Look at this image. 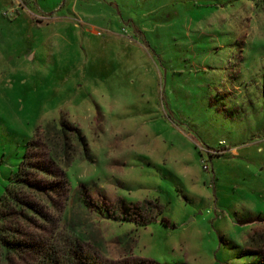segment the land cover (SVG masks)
<instances>
[{
  "label": "rangeland",
  "instance_id": "rangeland-1",
  "mask_svg": "<svg viewBox=\"0 0 264 264\" xmlns=\"http://www.w3.org/2000/svg\"><path fill=\"white\" fill-rule=\"evenodd\" d=\"M26 150V244L264 264V0H0V195Z\"/></svg>",
  "mask_w": 264,
  "mask_h": 264
},
{
  "label": "trees",
  "instance_id": "trees-1",
  "mask_svg": "<svg viewBox=\"0 0 264 264\" xmlns=\"http://www.w3.org/2000/svg\"><path fill=\"white\" fill-rule=\"evenodd\" d=\"M66 126L62 123L58 132L60 139L64 140L63 149L67 150L68 132ZM78 134V135H77ZM75 137H79L82 143V137L79 132ZM32 140L27 145H31ZM27 150L21 160L18 168L13 171L9 182L5 185L0 195V261L9 260V256L13 253L31 250L33 252V260L27 264H102L97 255H89L79 243L78 239L71 238L70 244L67 246L58 244L52 237L46 239L42 244L37 245L35 242L26 244L18 237L20 232L18 226L12 224L13 216L26 218L31 220L32 217L39 221L46 219L39 208L34 203L26 201L22 198L20 190L43 192L46 187L37 183L30 182L28 176L29 170L34 169L33 165L27 162ZM68 151V150H67ZM37 169V168H36ZM43 219V220H42ZM19 251V252H17ZM112 264V263H110ZM128 264V263H116ZM134 264H158L154 261L142 260ZM252 264V263H251Z\"/></svg>",
  "mask_w": 264,
  "mask_h": 264
},
{
  "label": "built area",
  "instance_id": "built-area-1",
  "mask_svg": "<svg viewBox=\"0 0 264 264\" xmlns=\"http://www.w3.org/2000/svg\"><path fill=\"white\" fill-rule=\"evenodd\" d=\"M203 168L208 169V166L206 163L203 164Z\"/></svg>",
  "mask_w": 264,
  "mask_h": 264
}]
</instances>
